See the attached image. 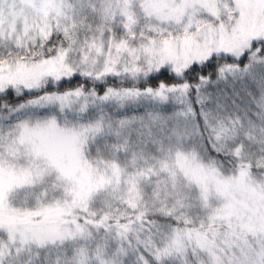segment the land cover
<instances>
[{"label":"snow or ice","instance_id":"1","mask_svg":"<svg viewBox=\"0 0 264 264\" xmlns=\"http://www.w3.org/2000/svg\"><path fill=\"white\" fill-rule=\"evenodd\" d=\"M0 264H264V0H0Z\"/></svg>","mask_w":264,"mask_h":264}]
</instances>
